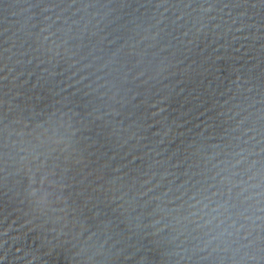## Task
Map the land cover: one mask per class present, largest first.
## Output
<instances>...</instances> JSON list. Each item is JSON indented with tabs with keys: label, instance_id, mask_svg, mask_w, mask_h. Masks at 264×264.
I'll return each instance as SVG.
<instances>
[{
	"label": "water",
	"instance_id": "obj_1",
	"mask_svg": "<svg viewBox=\"0 0 264 264\" xmlns=\"http://www.w3.org/2000/svg\"><path fill=\"white\" fill-rule=\"evenodd\" d=\"M16 264H264V0H145Z\"/></svg>",
	"mask_w": 264,
	"mask_h": 264
}]
</instances>
